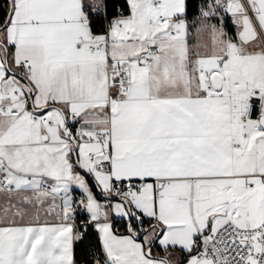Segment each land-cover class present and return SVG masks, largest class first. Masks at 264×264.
<instances>
[{
  "label": "snow or ice",
  "instance_id": "snow-or-ice-1",
  "mask_svg": "<svg viewBox=\"0 0 264 264\" xmlns=\"http://www.w3.org/2000/svg\"><path fill=\"white\" fill-rule=\"evenodd\" d=\"M0 264H264V0H0Z\"/></svg>",
  "mask_w": 264,
  "mask_h": 264
}]
</instances>
